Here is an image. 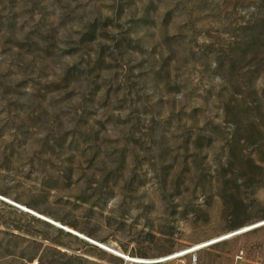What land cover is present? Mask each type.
<instances>
[{"label":"rangeland","instance_id":"obj_1","mask_svg":"<svg viewBox=\"0 0 264 264\" xmlns=\"http://www.w3.org/2000/svg\"><path fill=\"white\" fill-rule=\"evenodd\" d=\"M193 247L264 264V0H0V264Z\"/></svg>","mask_w":264,"mask_h":264},{"label":"built area","instance_id":"obj_2","mask_svg":"<svg viewBox=\"0 0 264 264\" xmlns=\"http://www.w3.org/2000/svg\"><path fill=\"white\" fill-rule=\"evenodd\" d=\"M198 247V246H197ZM205 246L204 248H206ZM203 249V248H202ZM202 249H196V247H193L187 251H183L181 253H176L173 255H170L168 257L151 260V261H142L141 263H136L131 259H125L133 264H167L171 261L177 260L179 263L183 264L185 261V258L188 260L189 264H196L197 262V253ZM234 264H243L244 261V254L242 251L235 254L233 257Z\"/></svg>","mask_w":264,"mask_h":264},{"label":"bare ground","instance_id":"obj_3","mask_svg":"<svg viewBox=\"0 0 264 264\" xmlns=\"http://www.w3.org/2000/svg\"><path fill=\"white\" fill-rule=\"evenodd\" d=\"M96 246H98V245H96ZM103 249V248H102ZM103 250H106V252H108V253H110V254H114L113 252H111L110 250H107V249H103ZM120 258H122V259H131V258H129V257H124V256H122V257H120ZM131 260H133L134 262H136V263H140V261H138V260H135V259H131Z\"/></svg>","mask_w":264,"mask_h":264},{"label":"trees","instance_id":"obj_4","mask_svg":"<svg viewBox=\"0 0 264 264\" xmlns=\"http://www.w3.org/2000/svg\"><path fill=\"white\" fill-rule=\"evenodd\" d=\"M137 256H140V257H145V255H141V254H137Z\"/></svg>","mask_w":264,"mask_h":264},{"label":"water","instance_id":"obj_5","mask_svg":"<svg viewBox=\"0 0 264 264\" xmlns=\"http://www.w3.org/2000/svg\"><path fill=\"white\" fill-rule=\"evenodd\" d=\"M102 249V248H101ZM103 250V249H102Z\"/></svg>","mask_w":264,"mask_h":264}]
</instances>
